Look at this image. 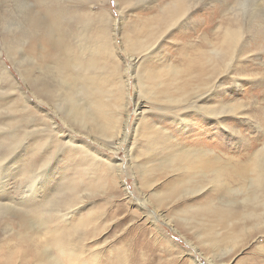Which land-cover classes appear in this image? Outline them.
Here are the masks:
<instances>
[{"label": "rangeland", "instance_id": "374dc122", "mask_svg": "<svg viewBox=\"0 0 264 264\" xmlns=\"http://www.w3.org/2000/svg\"><path fill=\"white\" fill-rule=\"evenodd\" d=\"M104 17L114 48L89 57ZM48 31L78 69L59 75ZM89 79L104 107L93 121ZM196 100L220 124L194 112L182 135L171 115ZM263 145L264 0H0V264H264L263 208L243 226L235 215L234 238L198 213L233 198L222 180L205 173L193 200L167 197L200 182L179 151L229 168Z\"/></svg>", "mask_w": 264, "mask_h": 264}, {"label": "bare ground", "instance_id": "6f19581e", "mask_svg": "<svg viewBox=\"0 0 264 264\" xmlns=\"http://www.w3.org/2000/svg\"><path fill=\"white\" fill-rule=\"evenodd\" d=\"M183 8H184L183 4H178V5L176 4L174 11H172V12L166 11L167 20L168 21L174 20L173 18L175 17L176 14H178V12H176V10L181 11V10H183ZM182 12H184V11H182ZM180 15L181 14H179V18H180ZM164 20H166V19H164ZM167 20H166V22H167ZM100 21L102 23H100L98 20V22L100 23L98 25H100V26H97L98 31L100 32V39L95 38V42L92 44L93 46L90 49L88 48L89 49L88 55H89V57H93V58L96 56L100 57L102 55L110 56V54L112 53L111 50L114 48L113 47V35L107 28L108 18L107 19H105V17L101 18ZM38 22H39L38 20H36L34 22L30 21L29 24L33 28V27H35V23H38ZM164 23H165V21H164ZM168 23H171V22H168ZM165 30H167V29H165ZM50 33L51 32H49V35L47 37L48 45L51 47L50 49L53 52L59 51L62 55V59L60 60V62H58V68L60 71L59 75H61V77H62V74L68 75L69 74V68L76 70V69H78V67H80L79 65H77V61H81L80 60L81 58L75 59L73 57H69L67 48L64 47L65 45L61 44L62 43V41H60L61 39L58 40L57 38H55L54 32H52L51 34ZM237 34H238V32H233V31L226 29L224 31V36H223L225 38L224 43L227 46L232 45L233 42H236L235 40H236ZM157 35H159V34H157ZM49 36H51V37H49ZM150 36L153 37L152 34L149 35V37ZM155 44H157V43L155 42ZM152 45H151V47H152ZM154 47H157V46L154 45ZM85 52H86V50H85ZM78 53L81 54L80 52H77V54ZM80 56L83 57V54H81ZM198 72H199V70H198ZM69 77L71 79H76V78H78V74L70 75ZM60 82L62 83V85L66 86L67 90H71L72 87H70L68 84L65 85L64 81L60 80ZM85 83H86V81H85ZM91 86H92V81L89 79L88 80V87L83 88L82 91L84 92L85 95H88L87 98H89L88 109H87L89 111H88V113L86 112L87 114L85 116L90 117L93 121V120H97L100 116H104L103 115L104 111L102 110L104 107L99 106L96 103V101L94 100L93 95L95 94V91L91 88ZM199 97L201 98V96H199ZM202 101L203 100L193 101L188 106L183 107L181 112H179L177 115H174V114L171 115L173 122L177 123V126H178L177 129L182 135L186 132L185 129L187 128L186 127V125H187L186 124V118L189 119L191 117V114L194 112H197V114L199 116H201L203 119L212 121L211 118H213L214 121L218 125L220 124L219 115L217 113H215L213 110H211L210 108L204 107L202 104L200 105L199 103H201ZM70 113L68 112L67 115H70ZM94 114H97V117ZM73 115H74V113H73ZM77 115H79V114L77 113ZM81 116H82V118L85 117L84 115L80 114V117ZM155 127H153V129ZM113 130L114 129L108 130L107 127L104 126L103 132L104 133L105 132L112 133ZM157 131H159L160 133L165 132V130L162 128L160 130L157 129ZM168 137H170V135H168ZM174 158H176V161H178L181 164L182 168H184L186 170L196 171V173H199L195 177H198L199 178L198 181H200V182H194L193 187L183 188L180 191V193H182L183 196H177L178 194L168 195L167 197L172 196V197L168 198V200L170 199L169 202H173V198H176L177 202L184 201L185 198H187V200L190 201V200H193L194 197H196V195L201 194L202 192H205L206 187L208 185L207 184L203 185L204 182H202L201 179L203 177H205V173H207V174L210 173L213 176L212 183L215 182L217 184L218 182H220L222 180L221 185H223L224 188L227 190L226 193L231 195L233 198H230V200L225 201V203L218 204L219 206H215L214 204H212V205H210L204 209L199 210L198 213L202 214L201 217L204 218L205 221L207 222L206 227L208 225H210L211 227H222V228L228 227L229 230L231 231V236H233L234 238H239L238 235L240 233H243V231L240 229H236L233 231V222H234L235 215H242L240 217V219H238L236 221V223H240L239 225H241V226H243V224H242L243 218L245 220L250 219V218H255V220H257L258 216L255 213L256 210H258L259 208L264 209V145H263V147H261L260 150H257L256 152H254L253 155L252 154H251V156L248 155L247 164H245L243 166H237V167L226 168L225 166H219L218 158H216V156L208 150L198 151L196 149H184L183 151H179ZM108 167L110 170L112 169L110 164H108ZM204 171H206V172H204ZM228 181L232 182L234 185H237V183L239 185H237V187H235V188L234 187L230 188L231 186H230ZM190 183H191V181H189V180L185 182L186 185L187 184L189 185ZM210 185H211V182H210ZM33 186H31V188H30L31 192L34 190ZM179 195H181V194H179ZM235 205L240 206V208L235 206ZM65 217H66V215H61L60 218L62 219V221H66ZM245 230H246V228H245ZM63 242H64V237L61 233L55 235L52 239L53 245L58 249L57 253L61 256H65L66 250H67V248H66L67 246ZM232 242L234 244H236L234 241H232ZM192 262L194 264H197L196 261H192ZM49 263L50 264H59L57 259H55V258L52 260V262H49Z\"/></svg>", "mask_w": 264, "mask_h": 264}]
</instances>
